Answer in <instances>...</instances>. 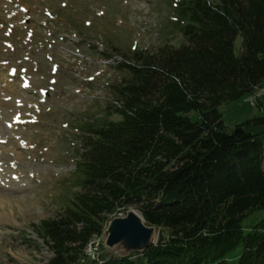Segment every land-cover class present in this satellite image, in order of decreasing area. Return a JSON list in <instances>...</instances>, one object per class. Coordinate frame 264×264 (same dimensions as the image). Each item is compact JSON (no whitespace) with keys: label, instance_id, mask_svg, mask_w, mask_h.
Returning a JSON list of instances; mask_svg holds the SVG:
<instances>
[{"label":"trees","instance_id":"trees-1","mask_svg":"<svg viewBox=\"0 0 264 264\" xmlns=\"http://www.w3.org/2000/svg\"><path fill=\"white\" fill-rule=\"evenodd\" d=\"M169 3L179 46L104 53L121 78L107 115L80 128L76 191L32 227L48 264H231L239 247L236 264H264V217L252 219L264 210V107L231 132L219 110L264 84V0ZM131 208L159 231L157 244L88 256L107 217Z\"/></svg>","mask_w":264,"mask_h":264},{"label":"rangeland","instance_id":"rangeland-1","mask_svg":"<svg viewBox=\"0 0 264 264\" xmlns=\"http://www.w3.org/2000/svg\"><path fill=\"white\" fill-rule=\"evenodd\" d=\"M174 21L169 0H0V264L53 257L32 227L62 212L76 191L80 128L108 113L121 74L103 52L177 47ZM240 46L238 37L236 55ZM263 107L264 84L219 110L231 132ZM100 243L98 252L106 249ZM241 253L226 257L236 264Z\"/></svg>","mask_w":264,"mask_h":264},{"label":"water","instance_id":"water-1","mask_svg":"<svg viewBox=\"0 0 264 264\" xmlns=\"http://www.w3.org/2000/svg\"><path fill=\"white\" fill-rule=\"evenodd\" d=\"M158 236L156 227L148 226L139 212L130 209L125 217H115L108 222L101 239L108 250L126 258L156 245Z\"/></svg>","mask_w":264,"mask_h":264}]
</instances>
